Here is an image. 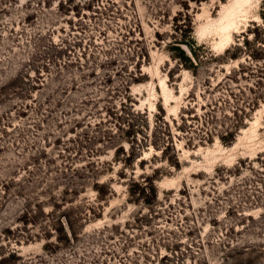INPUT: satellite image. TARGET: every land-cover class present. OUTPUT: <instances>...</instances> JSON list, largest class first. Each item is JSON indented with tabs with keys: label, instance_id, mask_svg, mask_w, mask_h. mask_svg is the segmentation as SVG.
Masks as SVG:
<instances>
[{
	"label": "rangeland",
	"instance_id": "rangeland-1",
	"mask_svg": "<svg viewBox=\"0 0 264 264\" xmlns=\"http://www.w3.org/2000/svg\"><path fill=\"white\" fill-rule=\"evenodd\" d=\"M0 264H264V0H0Z\"/></svg>",
	"mask_w": 264,
	"mask_h": 264
},
{
	"label": "trees",
	"instance_id": "trees-1",
	"mask_svg": "<svg viewBox=\"0 0 264 264\" xmlns=\"http://www.w3.org/2000/svg\"><path fill=\"white\" fill-rule=\"evenodd\" d=\"M181 56H183V57H184V56H185V52H183V51H182V52H181Z\"/></svg>",
	"mask_w": 264,
	"mask_h": 264
}]
</instances>
